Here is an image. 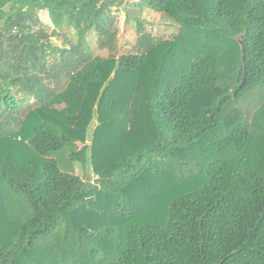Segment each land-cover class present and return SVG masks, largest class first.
<instances>
[{
  "label": "trees",
  "instance_id": "16d2710c",
  "mask_svg": "<svg viewBox=\"0 0 264 264\" xmlns=\"http://www.w3.org/2000/svg\"><path fill=\"white\" fill-rule=\"evenodd\" d=\"M122 2L0 0V264H264V0H140L177 33L95 55Z\"/></svg>",
  "mask_w": 264,
  "mask_h": 264
},
{
  "label": "rangeland",
  "instance_id": "374dc122",
  "mask_svg": "<svg viewBox=\"0 0 264 264\" xmlns=\"http://www.w3.org/2000/svg\"><path fill=\"white\" fill-rule=\"evenodd\" d=\"M140 0H123L121 5H114L107 14L109 19H112V28L117 31V35L112 42V49L109 47L100 48L98 46L97 34H89V44L95 55L107 57L110 54L118 56L123 53H134L139 50L138 47V30L142 32H152L156 37L161 39L171 38L177 33L178 26L174 21L167 18L164 14L155 12L145 6H140L137 3ZM40 21L45 26L46 30L52 34L54 27L49 18L47 10H40L37 13ZM75 41V34L72 28L66 29L65 33H60L52 36V44L59 47H68ZM59 60V59H57ZM245 93V92H244ZM223 118L220 119V123ZM78 146H81L78 143ZM70 171L82 177L85 183H88L89 188L95 185L98 181L91 170V165L88 163L83 165L78 161L70 163ZM67 169L66 167H64ZM63 168V170H65ZM62 169V168H61ZM99 199L98 197H94Z\"/></svg>",
  "mask_w": 264,
  "mask_h": 264
},
{
  "label": "water",
  "instance_id": "95a60500",
  "mask_svg": "<svg viewBox=\"0 0 264 264\" xmlns=\"http://www.w3.org/2000/svg\"><path fill=\"white\" fill-rule=\"evenodd\" d=\"M241 50H242V57L244 59V56H245V46L243 44V40H241ZM245 78H246V72L244 71V74L242 76V80L240 82V84L237 86V88L235 90H239L241 88V86L243 85L244 81H245ZM88 139H89V136H88ZM85 189L86 190H89V185L88 183L85 184Z\"/></svg>",
  "mask_w": 264,
  "mask_h": 264
}]
</instances>
